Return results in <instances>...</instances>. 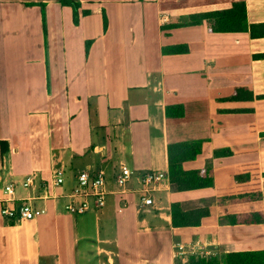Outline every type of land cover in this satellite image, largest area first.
I'll return each mask as SVG.
<instances>
[{
	"label": "crops",
	"instance_id": "obj_1",
	"mask_svg": "<svg viewBox=\"0 0 264 264\" xmlns=\"http://www.w3.org/2000/svg\"><path fill=\"white\" fill-rule=\"evenodd\" d=\"M78 1L76 25L58 0H0V143L9 146L0 187L13 184L15 206L36 209L32 220L0 215V264H187L192 255L227 264L229 254L264 251V38L191 20L244 1L249 23H263L264 0ZM179 45L188 51L166 52ZM184 142L202 143L184 170L212 186L171 182L169 146ZM223 149L232 154L216 155ZM250 163L259 164L256 198L237 191ZM85 170L105 173L106 204L72 214ZM149 173L166 176L144 193ZM174 204L208 214L177 227Z\"/></svg>",
	"mask_w": 264,
	"mask_h": 264
},
{
	"label": "trees",
	"instance_id": "obj_2",
	"mask_svg": "<svg viewBox=\"0 0 264 264\" xmlns=\"http://www.w3.org/2000/svg\"><path fill=\"white\" fill-rule=\"evenodd\" d=\"M63 6H69L73 9L74 23L79 24L81 3L78 0H58ZM43 17L45 20V5L42 4ZM83 14H90V11H83ZM192 23H200L202 20H208L211 30L213 32H249L252 38H264V22L250 24L248 20L247 6L244 1L234 2L230 8L218 11H211L191 17ZM107 27V19H105V28ZM45 34L47 35L46 24H44ZM90 42L87 43V52L89 50ZM188 47L184 45L169 47L166 49L168 53H185ZM264 56V55H263ZM249 93V92H248ZM252 99V93H249ZM171 109H168V114H172ZM183 111L179 115H182ZM169 114V115H170ZM201 142H184L176 143L169 146V175L170 180L176 185L179 191H187L209 187L213 185V179L209 176H202L200 171H186L183 168V163L188 160L196 159L201 153ZM9 151V146L6 141L0 143V158H3ZM232 154L228 149L217 151L216 155ZM239 187L238 192L242 188L246 191L248 189L255 191L251 194L256 198L259 196V181L260 170L258 163H250L242 166V173L238 177ZM248 183V187L246 186ZM244 186V187H241ZM258 194V196H257ZM208 214L205 209H197L193 211H184L179 204H174L172 208L173 223L177 227L199 226L202 220ZM253 219H249L250 222ZM257 222H262V215L255 219ZM227 264H264V251L250 252V253H234L229 254L226 260ZM187 264H219L218 258H206L203 256L192 255Z\"/></svg>",
	"mask_w": 264,
	"mask_h": 264
},
{
	"label": "built area",
	"instance_id": "obj_3",
	"mask_svg": "<svg viewBox=\"0 0 264 264\" xmlns=\"http://www.w3.org/2000/svg\"><path fill=\"white\" fill-rule=\"evenodd\" d=\"M132 172L129 168L123 167L117 174L116 182L119 186L125 187L130 180ZM164 173H149L143 178L144 193L150 192V187L155 183L165 178ZM34 177H27L24 182L25 187H29L33 184ZM64 182V178L61 174H56L54 178L55 185H61ZM106 177L103 171L91 172L89 170L82 171L78 176L77 185L70 195V202L67 204L66 209L72 214H82L90 209L91 200H94L100 207L106 204ZM14 185L6 184L0 187V215L11 219H23L32 220L36 217V209L29 200L23 199L20 206H15L17 198L14 195ZM144 205H152L154 200L150 196L143 197ZM44 212V210H42ZM177 257L185 253V246L179 245ZM202 253V252H201ZM193 251L192 254L198 255Z\"/></svg>",
	"mask_w": 264,
	"mask_h": 264
}]
</instances>
